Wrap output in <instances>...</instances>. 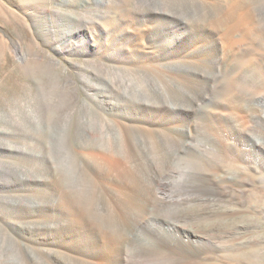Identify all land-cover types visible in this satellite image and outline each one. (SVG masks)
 I'll list each match as a JSON object with an SVG mask.
<instances>
[{
	"label": "rangeland",
	"instance_id": "obj_1",
	"mask_svg": "<svg viewBox=\"0 0 264 264\" xmlns=\"http://www.w3.org/2000/svg\"><path fill=\"white\" fill-rule=\"evenodd\" d=\"M100 3V0H0V144L27 152L24 160L30 164H46V156L50 158L60 169L48 172L47 176L64 186L87 211L89 209L94 214L92 219L97 226L107 227L123 239L127 233L125 228L137 225L139 241L144 240L145 243L155 236V232L139 224L142 222L137 224L139 213L133 209L134 206L123 199L127 211L123 218L125 222L117 214H121L124 190L116 191L106 200L102 193L93 191L94 170L90 171L89 179L82 176L75 151L98 138L107 142L112 132L117 131L116 136L120 137L117 118L114 116L112 119L89 94L93 89H96V94H99L98 89L106 92L133 91L130 87L132 81L142 94L133 91L136 97L131 101L157 102L161 99L157 97L159 93L151 91L152 85L156 84L168 101L185 105L183 113L187 114L190 124H195L194 128L202 141L217 144L214 138L218 125L212 113L229 102L247 104L257 92L264 90V0H105V3ZM121 3H125L137 16L159 13L155 18L157 25H161L167 16L183 20L188 25L186 32L183 31L184 35L198 37L209 34L211 28L215 34L227 35L233 40L227 46L225 59L218 66L202 70H206V78L213 82V88L207 93L209 100L191 108V98L200 95L191 79L185 82L174 76H163L144 69L129 71L125 67L109 68L100 57L79 54L76 49V43H80L77 35H101L96 25L106 26L105 16ZM236 4L248 12L249 24L228 22V10ZM104 25L102 28H105ZM134 27L135 22L127 32L119 28L114 33L128 34L134 31ZM65 44L69 47L68 51L64 49ZM215 61L218 62V57ZM196 67L201 70L200 66ZM181 68L191 73V64H184ZM256 129L254 135L264 143V122ZM182 131L178 142L165 141L164 138L156 142L147 137L151 144L142 159L145 160L146 153L151 152L162 165V174L167 177L172 173L173 186L170 190L186 199L175 210L162 208L159 204L148 207L157 219L156 223L160 224L161 231L164 220L186 224L183 228L188 231L209 229L212 223L208 222L204 212L207 206L203 203L191 204V195L198 193L196 186L202 183L199 172L210 170L217 163L226 164L227 157L223 154L212 155L211 160L204 157L203 160L183 152L180 148L185 140ZM226 131L227 127L222 128V138ZM129 142L137 145L139 140L131 139ZM232 146L238 153L240 146L233 141ZM20 159L16 154H9L0 148V169L8 170L12 162ZM237 165L228 170L236 169ZM248 167L251 170L239 176L244 184V197L241 194L244 200L239 197L233 201L228 199L221 209L237 213L241 228L251 231L248 241L256 244L249 250V257L242 252L239 256L247 259V264H264V153L258 154V159ZM85 177L87 180H84ZM149 184L143 188L140 185L137 187L138 200L143 193L146 194ZM2 185H7V182L0 177V193L3 191ZM145 209L144 204L140 213ZM30 225L23 226L20 234L14 235L0 225V260L27 264L23 259L22 241L27 237ZM140 228L145 233H141ZM128 239H124L125 246L131 249L129 255L134 262L168 264L161 253L139 254L133 247L136 242ZM185 242L188 243L189 238H185ZM157 243L159 249L161 243L159 240ZM34 254L40 264H49V258L44 253ZM222 256L219 253L214 263L223 264ZM70 264L81 263L72 261Z\"/></svg>",
	"mask_w": 264,
	"mask_h": 264
},
{
	"label": "bare ground",
	"instance_id": "obj_2",
	"mask_svg": "<svg viewBox=\"0 0 264 264\" xmlns=\"http://www.w3.org/2000/svg\"><path fill=\"white\" fill-rule=\"evenodd\" d=\"M100 2L105 3V0ZM237 4L228 10V18L225 16L227 21L235 25L241 22L249 24L248 12ZM115 7L105 16L106 26L102 24L105 28L101 24L96 25L101 35H77L80 43H76V49L79 54L100 57L109 68L125 67L129 71L144 69L163 76H174L185 82L191 79L200 92L199 98H191V108L209 100L207 93L213 82L206 78V70H202L218 66L225 59L227 46L233 41L229 36L217 35L209 28V34L191 37L184 35L187 23L174 16L165 17L162 24L157 25L155 18L159 13L144 17L137 16L125 3ZM133 22L134 31L128 34L114 33L119 28L127 32ZM64 49L68 51V45L65 44ZM217 57L218 62L215 61ZM184 64H191V73L181 68ZM197 65L201 70L197 69ZM130 83L133 91L141 95L142 91L136 89L132 81ZM203 86H206L205 89ZM157 88L155 84L151 90L159 93L157 97L161 99L157 102L141 99L133 102L131 99L136 96L131 90L106 92L98 89L99 94H96V89H93L89 96L112 119L114 116L117 118L120 137L116 136L117 131L112 132L107 142L98 138L75 151L82 176L89 179L90 171L94 170V192L102 193L108 200L116 191L124 190L121 214H117L122 220L127 214L123 199L134 206L133 209L139 213L137 224L142 222L139 224L155 232V236L145 243L143 239L140 242L137 225H128L123 239L107 227L97 226L92 219L94 214L77 202L64 186L47 176L48 172L60 169L50 158L46 156V164H30L24 160L28 156L27 152L0 144L5 152L21 158L12 162L8 170L0 169V177L7 182V185H2L3 191L0 193V225L14 235L20 234L23 226L31 224L27 237L22 241L25 263L40 264L34 252H41L49 258V264H70L72 261L81 264H142L141 261L134 262L129 255L132 251L126 248L124 239L130 238L136 242L132 246L136 247L134 250L139 254L161 253L168 264H216L214 262L219 253L223 254V264H247V259H242L239 253L250 256L249 250L256 245L247 239L251 231L241 228L237 213L221 208L228 199H243L244 184L240 182L239 176L249 172L251 169L248 166L258 159V154L264 153L263 140L254 135L256 128L264 122V90L257 92L247 104L229 102L220 105L212 113L218 128L214 138L217 144H211L202 141L194 128L195 124L189 123L187 114L183 113L185 105L171 100L169 102ZM224 127H227V133L222 138L221 130ZM181 129L185 138L180 144L183 152L203 160L204 157L210 159L212 155L223 154L227 157H224L226 164L217 163L212 169L199 172L202 183L196 186L198 193L191 195V204L203 203L208 208L204 212L212 225L203 231H188L183 228L186 224L167 220H164V229L161 231L157 219L148 210V207L156 204L175 210L186 201L183 196L170 190L173 186L172 173L165 177L160 171L162 165L151 152H147L146 159L142 161L151 144L148 138L156 142L162 138L178 142ZM131 139H138L139 143L131 144ZM232 141L240 146L238 153ZM236 163V169L228 170ZM66 167L63 166V169ZM86 177L84 180H87ZM148 182L146 194L143 193L138 200L137 187L140 185L143 188ZM144 204L146 209L140 213ZM142 230L140 228V232ZM185 238H189L188 243ZM157 240L161 243L159 249ZM0 264L13 263L2 259Z\"/></svg>",
	"mask_w": 264,
	"mask_h": 264
}]
</instances>
